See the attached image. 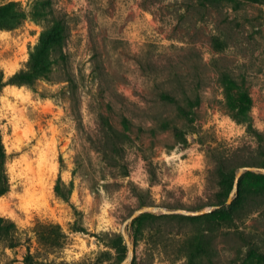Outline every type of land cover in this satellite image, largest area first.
I'll return each mask as SVG.
<instances>
[{"label": "rangeland", "instance_id": "obj_1", "mask_svg": "<svg viewBox=\"0 0 264 264\" xmlns=\"http://www.w3.org/2000/svg\"><path fill=\"white\" fill-rule=\"evenodd\" d=\"M7 4L3 81L44 32L64 39L42 77L0 90L19 243L0 264H120L143 206L203 213L136 217L128 264H264V172L234 186L264 169V0Z\"/></svg>", "mask_w": 264, "mask_h": 264}, {"label": "trees", "instance_id": "obj_2", "mask_svg": "<svg viewBox=\"0 0 264 264\" xmlns=\"http://www.w3.org/2000/svg\"><path fill=\"white\" fill-rule=\"evenodd\" d=\"M249 3H260L261 0H244ZM14 8L13 4H7L0 7V13H7L3 18H0V30L1 29H13L19 23L22 15L13 13L8 14V11ZM9 16V18H7ZM53 31V32H52ZM51 32H44L41 35L39 44L34 51L30 54V58L26 64V68L15 74H13L7 81H3V73L0 70V90L6 85H29L34 80L42 77L46 73V68L49 65V59L51 53L56 50L57 47L61 48L63 45L64 36H62L63 29L56 24L52 27ZM245 98H247L245 96ZM6 153L2 142L0 132V197L8 192L9 181L6 173ZM59 186L56 187V193H59ZM65 198V197H64ZM16 225L10 219L0 216V243H4L9 248L17 246L18 241L16 239ZM120 238L117 236V240ZM121 240V239H120ZM199 247V246H197ZM196 256L190 257V264H193V260ZM31 256L26 255L24 258L25 264H31Z\"/></svg>", "mask_w": 264, "mask_h": 264}, {"label": "water", "instance_id": "obj_3", "mask_svg": "<svg viewBox=\"0 0 264 264\" xmlns=\"http://www.w3.org/2000/svg\"><path fill=\"white\" fill-rule=\"evenodd\" d=\"M257 170L260 171V172H264V169H258V168H255L253 166H245V167L239 168L238 172H237V174L235 176V179H234V186L237 185V183L239 181V178H240L241 174L244 171L253 172V171H257ZM232 195H233V192L230 194L229 199H228L226 204H230V200H231ZM153 212H155V213L162 212V213H168V214H188V215H201L203 213V211L190 212V213H186L185 211H182V210L169 211V210H165L164 208L155 207V206H143L140 209L136 210L131 215V217L124 222L122 230H121L122 237H123V239H124V241H125V243H126V245L128 247V255H127L126 259H124L120 264H128V262L131 259V255H132V248H131V245H130L129 236L125 232L126 226L129 225L139 215H141L143 213H153Z\"/></svg>", "mask_w": 264, "mask_h": 264}]
</instances>
